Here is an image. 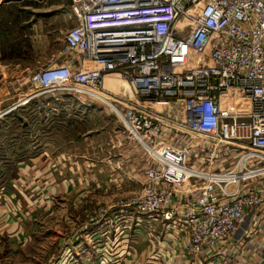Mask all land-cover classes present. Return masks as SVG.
Listing matches in <instances>:
<instances>
[{
    "label": "built area",
    "instance_id": "built-area-1",
    "mask_svg": "<svg viewBox=\"0 0 264 264\" xmlns=\"http://www.w3.org/2000/svg\"><path fill=\"white\" fill-rule=\"evenodd\" d=\"M71 11L65 57L23 77L28 92L0 120L51 92L101 101L148 158L127 212L161 220L185 264H264V0H72ZM231 91L249 111L222 109Z\"/></svg>",
    "mask_w": 264,
    "mask_h": 264
},
{
    "label": "rangeland",
    "instance_id": "rangeland-1",
    "mask_svg": "<svg viewBox=\"0 0 264 264\" xmlns=\"http://www.w3.org/2000/svg\"><path fill=\"white\" fill-rule=\"evenodd\" d=\"M12 4L19 9L3 29L2 46L5 53L15 49L7 57L26 52L21 56L27 58L0 60V111L19 101L20 80L29 78L28 71H16L63 60L65 33L77 23L72 0ZM35 100L36 106L17 108L21 121H9L3 133L0 128V264H124L125 243L135 246L128 264L139 262L149 222L123 203L142 185L129 176L107 177L118 141L114 129H123L122 123L108 105L86 96L59 91ZM163 105L156 110L167 114ZM176 111L178 118L182 109ZM93 168L102 170L101 188L91 187ZM67 178L71 191L64 187ZM250 225L248 220L243 229Z\"/></svg>",
    "mask_w": 264,
    "mask_h": 264
},
{
    "label": "crops",
    "instance_id": "crops-1",
    "mask_svg": "<svg viewBox=\"0 0 264 264\" xmlns=\"http://www.w3.org/2000/svg\"><path fill=\"white\" fill-rule=\"evenodd\" d=\"M15 2H20V0H0V60H12V59H21V58H27L25 56H21V54L25 55L26 52H21L20 55L17 57H7L10 54H15L13 52L15 49H10V51H7L6 53L4 52V47L2 46V37L6 35L4 33L3 29H9L7 28V25L10 23H13L14 21V16L17 13L16 10L19 9V6L14 5L12 3ZM51 47V46H47ZM26 51H29V49H25ZM50 50L49 55L51 54L52 50L51 48H48ZM47 51V50H46ZM4 52V53H3ZM41 53V52H38ZM47 53V52H45ZM6 54V55H5ZM5 55V56H4ZM33 68L35 66H30V67H24L21 69V71H16L17 73H22L24 74L25 72L28 71L27 74H24V76H28L32 71L30 68ZM7 72V70H4ZM4 72V74L6 73ZM21 74V75H22ZM24 87L20 86L19 87V94L20 98L25 94ZM120 128V129H119ZM118 129H114L113 137L117 139L118 141L113 144L112 150L110 152V155L108 156V162H107V167H108V175L107 177L110 179V181H113V177H118L120 181L128 180L131 178V175L133 171H138L140 169L143 170L144 166L148 162V158L146 154L141 150L136 144L131 141L125 132L124 128L122 129L119 127ZM102 170L98 168H93L90 171V175H92V183L93 185L91 187L95 188H101V174ZM127 176V178H126ZM133 179V178H132ZM136 181L135 183L138 182L139 185H142L143 182ZM71 179L67 178L64 181V187L66 191H71L73 187L71 186ZM115 183V182H114ZM85 189H87L86 185L83 184ZM90 186V185H89ZM90 188V187H89ZM149 218V219H148ZM149 226H147V235L148 237L146 238L147 241L144 244L145 249V254L142 255L141 260L136 262L135 264H163L168 261L167 264H185V259L182 256H177L175 251L170 248L169 244H167L165 241H163L162 234H161V229H162V222L161 220L157 218H151V217H146L145 218ZM251 222V221H250ZM160 225L158 226V224ZM151 224V225H150ZM156 225V227H155ZM127 231V230H126ZM128 235L127 233H125ZM243 234L242 231L237 235L238 237H241ZM96 236H100L99 233H96ZM151 247V249H150ZM128 248L130 250H128ZM125 249V250H124ZM124 249L122 248L119 251L125 252V255L122 257L123 258V263L128 264L132 260V251L135 250V246L132 244L130 245L129 243H125ZM164 259V261H163Z\"/></svg>",
    "mask_w": 264,
    "mask_h": 264
},
{
    "label": "bare ground",
    "instance_id": "bare-ground-1",
    "mask_svg": "<svg viewBox=\"0 0 264 264\" xmlns=\"http://www.w3.org/2000/svg\"><path fill=\"white\" fill-rule=\"evenodd\" d=\"M106 87L122 95L125 94L127 96H132L130 92V87L124 80L116 79L114 77H108L106 80ZM240 96L241 93L238 91H231V93H229L228 95H224L222 100V109L228 110L229 107H238L240 109L249 111L250 102H246V99L245 101H243ZM172 102L179 104L178 101Z\"/></svg>",
    "mask_w": 264,
    "mask_h": 264
},
{
    "label": "trees",
    "instance_id": "trees-1",
    "mask_svg": "<svg viewBox=\"0 0 264 264\" xmlns=\"http://www.w3.org/2000/svg\"><path fill=\"white\" fill-rule=\"evenodd\" d=\"M35 99H37V98H35ZM35 99L31 100V102L29 103L28 107L36 106L37 101H36ZM177 108L179 109V104H176V103H174V102H171V103H170V112H171V115H172V113L177 112V111H176ZM20 116H21V115H20V111H19V109H15V110L11 111L10 113L6 114V115L4 116V119H3L2 121H0L1 132L3 133V130H4V129H2V128H3V126L5 127L7 124H9V121H16L17 123H18L19 121H21V119H20V120L18 119ZM172 116H173V115H172ZM173 117H174V116H173ZM177 117H178V116H177ZM22 121H23V120H22Z\"/></svg>",
    "mask_w": 264,
    "mask_h": 264
}]
</instances>
